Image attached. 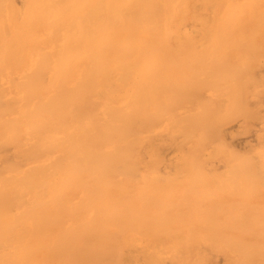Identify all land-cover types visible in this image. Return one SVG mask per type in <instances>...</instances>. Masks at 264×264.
<instances>
[{
  "label": "bare ground",
  "instance_id": "bare-ground-1",
  "mask_svg": "<svg viewBox=\"0 0 264 264\" xmlns=\"http://www.w3.org/2000/svg\"><path fill=\"white\" fill-rule=\"evenodd\" d=\"M0 264H264V0H0Z\"/></svg>",
  "mask_w": 264,
  "mask_h": 264
},
{
  "label": "rangeland",
  "instance_id": "rangeland-1",
  "mask_svg": "<svg viewBox=\"0 0 264 264\" xmlns=\"http://www.w3.org/2000/svg\"><path fill=\"white\" fill-rule=\"evenodd\" d=\"M255 126H256V127H259V124L257 123ZM230 129H232V132L235 131V127H230Z\"/></svg>",
  "mask_w": 264,
  "mask_h": 264
}]
</instances>
